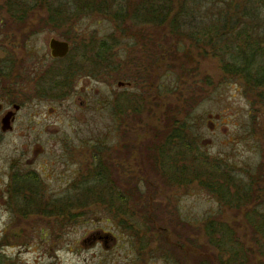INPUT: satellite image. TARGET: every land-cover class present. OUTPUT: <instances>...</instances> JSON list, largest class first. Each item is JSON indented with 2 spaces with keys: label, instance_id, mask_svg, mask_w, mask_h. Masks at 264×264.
<instances>
[{
  "label": "rangeland",
  "instance_id": "obj_1",
  "mask_svg": "<svg viewBox=\"0 0 264 264\" xmlns=\"http://www.w3.org/2000/svg\"><path fill=\"white\" fill-rule=\"evenodd\" d=\"M243 1L197 0L191 5L198 10L199 23L206 24L213 21L205 20L211 17V12L218 13L224 5L234 6ZM249 1L260 6L258 13L263 18L264 0ZM0 16L8 15L0 10ZM41 30L27 44L35 55L49 54V41L53 37L73 44L74 49H87L91 44L97 49L103 40L119 38L122 41L114 43L112 50L113 65L122 61L121 58L135 60L146 55L144 48L129 44L120 32L115 33L113 23L98 15L84 17L63 31L51 26ZM152 30L150 37L155 35L158 38L155 42L171 53L158 63L165 66L155 72L151 95L155 101L153 98L145 104L139 116L130 113L124 117L125 128L121 132L117 128L122 117H117L115 106L118 104L114 103L125 88L118 83L132 81L133 63L108 74L107 86L97 80L76 83L90 110L80 109L79 98H72L69 108L59 110L55 103L48 101L40 104L42 116L38 122L33 121L34 131L24 130L28 118L19 120L15 132H0V264H190L186 263L185 251L176 242H184L189 247L190 261L197 264V259L215 256V250L207 243L205 229L206 220L213 217L234 229V237L249 255L247 264H264V236L255 226L264 217V201L249 203L243 213L232 211L216 201L210 202L205 191L184 193L180 185L154 182L152 178L160 176L156 171H142L143 175H139L135 170L138 163L149 164L147 148L154 143V132H161L160 138L163 137L169 115L181 121L183 115L175 109H181L184 102V118L189 108L191 129L200 134L202 151L212 160H221L224 169L243 184L251 183L254 175H260L262 182H253L251 186L264 200V100L257 98L253 88L230 81L229 75L219 71L213 59L203 63L206 72L198 73L195 80L193 73L184 75V66L192 70L195 64L191 66V61H197L195 47L189 41L183 43L182 38L171 35L169 30ZM67 36L76 42H70ZM158 53L156 50V56ZM187 54L193 59L186 57ZM49 63L48 60L46 66ZM194 82L203 91L192 95ZM82 86L86 87V94L81 93ZM128 89L136 91L133 84ZM154 105L155 111L151 109ZM21 116L25 117V113ZM99 160L103 166L104 161H110L119 167L117 186L131 197L124 216L99 202L89 201V206L80 209L67 207L87 188H94L88 182L93 181L90 178ZM31 172L41 179L42 194L35 190L13 197V176L19 174L24 178ZM118 182H123V186ZM40 197L44 204L41 209L29 203ZM54 200L66 205V213L51 214L50 202ZM73 203L78 205L77 201ZM27 209L33 213L26 214ZM252 210L257 212L253 214ZM212 212L217 215L211 216Z\"/></svg>",
  "mask_w": 264,
  "mask_h": 264
},
{
  "label": "trees",
  "instance_id": "obj_2",
  "mask_svg": "<svg viewBox=\"0 0 264 264\" xmlns=\"http://www.w3.org/2000/svg\"><path fill=\"white\" fill-rule=\"evenodd\" d=\"M0 10L7 13V17H25L31 20L34 19L31 26H51L53 29L62 30L68 25L74 26L77 21H80L84 17L90 15H98L107 19L114 24L115 33L120 32L121 36L128 39L129 44L136 45L138 40L139 28L142 26L149 27L150 25L154 29L169 30L171 35L179 36L184 32V42L189 41L198 55L197 61H191L192 70L187 69L184 66L185 72L193 73L194 80L197 78L198 73L206 72L203 67L205 61H210L215 57L220 58V61H224L227 65L233 67L231 71H228V75H234L237 79H242L249 83V87L253 88L254 92H257V98L264 100V17L258 13L260 6L251 5L249 0H245L242 4L236 5H224L223 11L218 10V13L211 12V17H206L205 20L210 21L206 24L199 23L196 12L198 11L191 3L197 0H2ZM186 2V3H185ZM253 4V3H252ZM215 5V4H214ZM260 5L262 3L260 2ZM209 15V14H207ZM38 21V23L36 22ZM168 29H167V28ZM184 28V31H183ZM70 30V28L68 29ZM163 30V31H164ZM154 31V30H153ZM228 34L229 37H223L221 35ZM69 35V34H68ZM162 35V34H161ZM160 35V36H161ZM236 35V37L234 36ZM70 36V35H69ZM155 37V35H153ZM121 38V37H120ZM157 40L158 38L155 37ZM67 40L72 43L75 40ZM235 40L237 45L234 46H217L209 45L215 41H227ZM122 40L119 38H112L110 40H103L98 48L95 46L87 45L89 50H97L98 55L106 56L108 64V74L118 71L122 68L123 62L126 65L127 62L133 63L137 69L131 71V77L136 81L138 73L147 76L146 84L149 83L148 78H154L155 72L164 68V64H158L162 59L165 60L171 53L168 50H163L162 45L156 42V50L159 51L158 56L155 54V70H149V68L140 69L139 62H134V58L125 59L121 58L116 65H113V47L114 43L118 44ZM205 46V44H207ZM251 44V45H250ZM75 46V45H74ZM118 46V45H117ZM74 49V47H72ZM76 50V48L74 49ZM230 54V55H228ZM188 55V54H187ZM213 55V56H212ZM228 55V56H227ZM190 60L193 59L191 55H188ZM142 58V57H141ZM185 59V58H184ZM146 64L149 63L148 56L144 58ZM165 63V62H164ZM203 68V69H202ZM64 74L66 71L61 70ZM191 75V74H190ZM158 77V76H157ZM66 81H62L61 85L64 87L70 78V73L65 74ZM208 80V78H207ZM140 81H143L142 79ZM148 88V87H147ZM147 88L142 87L140 90L141 97L145 98L151 96ZM193 93H200L203 91L198 85V82H194ZM252 91V90H251ZM139 91L127 90L124 92V112L135 113L138 109V94ZM193 102V101H192ZM143 99L141 100V106H143ZM115 105L118 104L116 101ZM116 111H120L118 105L115 106ZM121 112V111H120ZM170 120L165 123V142L157 149H147V156L150 158L149 164L151 168L143 163H138L137 169H145V173H149L151 170L156 171L160 176H166L174 180L184 179L188 174L191 177H198L202 171L209 176H230V174L223 173L225 171H217L211 169L208 171L203 166V163H207L202 158H197L194 146L195 141L193 137H186L184 134V158L182 153V124L181 121L174 115H169ZM185 120H184V132H185ZM189 151L188 163H186V151ZM196 150H198L196 148ZM145 158V157H144ZM98 168L96 172L90 178L93 181V189H88L81 194V197L77 200L70 201L67 205L69 208L87 207L89 201L93 203H102L103 205L110 206L123 216L127 214V201L130 194L119 191L117 186V180L119 179V167L115 163L104 161V166L101 160L98 161ZM107 164V165H106ZM124 167V166H123ZM125 168V167H124ZM151 169V170H150ZM210 169V168H209ZM133 169L131 168V171ZM135 170H133L135 172ZM188 173V174H187ZM19 178H18V177ZM22 175L15 174L11 185V191L13 197L17 194H25L29 192H37L42 194L41 179L38 178L35 172L27 174L24 178H20ZM121 185V182H118ZM173 185V183L170 182ZM119 185V184H118ZM177 185V184H175ZM122 187V185H121ZM38 189V190H37ZM132 196V195H131ZM136 198V195H133ZM255 195H252L254 200ZM42 197L37 200H30L29 203L36 205L38 209H41ZM78 202V205H74L73 202ZM52 203V215H59L66 213L64 203H59V200L51 201ZM46 205L43 209L47 211ZM33 208V206H32ZM22 211V210H21ZM33 213L27 209L25 212ZM72 217H75L71 215ZM151 219V218H149ZM148 220V218H147ZM260 223V222H259ZM258 223V224H259ZM255 225V224H254ZM257 225V224H256ZM259 226V225H258ZM224 234H222L221 239Z\"/></svg>",
  "mask_w": 264,
  "mask_h": 264
},
{
  "label": "flooded vegetation",
  "instance_id": "obj_3",
  "mask_svg": "<svg viewBox=\"0 0 264 264\" xmlns=\"http://www.w3.org/2000/svg\"><path fill=\"white\" fill-rule=\"evenodd\" d=\"M2 5V4H0ZM34 19L25 18V17H1L0 16V132L7 133V132H15L17 130V123L19 120H27L29 118L28 123L24 130L26 132H30V130L34 131L33 129V121H39L40 116H42V109L40 104L45 102H53L55 103L57 109H66L69 108L68 104L72 100V98H79L81 102V110L83 108L84 111L90 110L89 102L80 95L78 91V86L76 83H90L93 80L100 81L101 84L107 86L108 80V64H107V57L102 55H98L97 50H89V49H76L74 50L73 44L70 45V51L67 56L63 58H54L51 55V50L49 54L46 56L44 55H35L32 53L31 50H28V41L32 40L36 37L37 33L41 32L43 29L41 26H31ZM38 23V21H36ZM37 27L40 29L38 31ZM147 26H142L139 28V37L137 40L136 47L144 48V53L146 55H142L141 57L134 60V62H139L140 69L149 68V70H155L156 68V61H155V54H156V42L155 37H150L149 33L153 29V26H149L147 29L144 28ZM152 30V32H153ZM152 34V33H151ZM223 37H229L228 34L221 35ZM236 37V35H234ZM178 38L183 39L184 43V32L177 36ZM52 39L60 40L55 37ZM49 41V45H50ZM64 41V40H60ZM67 42V41H65ZM238 43L235 40L231 41H215L214 43H209V45H217V46H234ZM78 45V44H74ZM205 44V46H207ZM251 45V44H250ZM27 46V48H26ZM50 48V47H49ZM164 45H162V49H164ZM75 52V55H73ZM230 55V54H228ZM227 55V56H228ZM148 56L149 63L146 64L144 62V58ZM213 56V55H212ZM49 58V59H48ZM50 61L49 64L46 63ZM213 63L217 64V68L223 74L228 75V71H231L233 67L224 63V61H220V58L215 57L213 59ZM123 62L122 67L125 66ZM129 63V62H127ZM165 64H170L169 62H165ZM65 70L66 72L63 74L61 70ZM135 69L137 71L138 68ZM228 69V71H227ZM68 72L70 73V78L67 84L62 87V81H66L68 78H65V74ZM137 80L135 81L132 78L130 82H122L124 83L123 86L125 87L122 90L115 100L118 102L119 111L117 113V117L121 118L122 120L118 119L119 124L117 131L121 132V129L125 128L123 118H127V114L124 112V92L129 90L128 88L133 87L136 91H139L138 94V109L137 112L139 116V112L141 109H144V105L147 103L152 102L151 99L154 97L149 96L145 98L144 96L141 97L142 87L147 88L150 95L153 94V89L155 87V80L154 78H148L149 83L146 84L147 76L141 75L138 73V76L135 77ZM229 80L235 81L243 84L245 87H249V83L242 79H237L234 75L229 74ZM143 81H140V80ZM120 83V82H119ZM118 83V84H119ZM247 89V88H246ZM86 87L82 86L81 93L86 94ZM143 99V106H141V100ZM107 98L104 100V102ZM115 101V102H116ZM155 101V98H154ZM75 104V103H74ZM107 105V104H105ZM183 107L181 109L176 108V112H181L183 117L181 119L182 128V153L184 158V134L186 137H193L195 141V152L197 153V158H202L206 160L207 163H203L208 171L211 169L216 170V174L219 175L217 171H225L223 173L230 174V176H209L204 172H200L198 177H191L186 176L184 179L181 180H174L166 176H159L156 179L152 180L159 181L163 184H177L180 185L184 189V193L190 190H202L208 194L209 201H216L220 203L222 206L226 207L228 210L232 211H240L243 213V209L248 206L249 203L256 202L257 204H262L264 200H261L259 197V193H255L252 190V185L254 183H258L259 180L262 182L260 175H254L252 177V182L243 184L240 179L236 176L232 175L229 170L224 169V164L221 160L210 158L209 155L205 154L200 147V134L195 132V130L191 129L190 125V115L191 111L188 109L185 111V118H184V102H182ZM64 107V108H63ZM153 108V109H152ZM156 106H152L151 109L155 111ZM53 110V109H52ZM25 113V117L21 116ZM130 114V113H129ZM178 118V117H177ZM184 120H185V132H184ZM127 124V123H126ZM127 128H130V124L126 125ZM140 125H137L139 128ZM5 128V129H4ZM103 132H107V129H104ZM166 133H164L163 137H161V132H154V143L150 146L151 149L159 148L160 144L165 142ZM161 144V145H162ZM196 148L198 150H196ZM148 149V148H147ZM186 163L189 164V151H186ZM148 168H151V165H147ZM210 168V169H209ZM261 169L262 166H261ZM151 170V169H150ZM145 169H137V173L139 175H143ZM140 180H144L146 183L151 184V180H147L145 178H138ZM254 182V183H253ZM123 182L121 185L123 186ZM254 197V200L252 198ZM258 195V196H257ZM258 200V201H256ZM256 204V205H257ZM176 211H179L175 208ZM249 212V211H247ZM256 210H252V213H256ZM211 216H216L217 213L212 212ZM246 216H249V213H245ZM263 217V215H262ZM259 225V226H258ZM258 233L264 236V217L261 218L259 224L255 225ZM205 229L207 235V243L212 249L215 250V256L211 257H203L202 259H197V264H247L250 261L249 255L245 254L246 250L243 252V245L240 241H238L234 237V229L231 228L229 224H226L215 217L211 219H207L205 222ZM222 234H224L223 238ZM168 241V239H167ZM178 248L185 253L184 257L187 261L192 264L194 261H190V255L188 248L184 246V242H176L175 243ZM250 253H252L250 251Z\"/></svg>",
  "mask_w": 264,
  "mask_h": 264
},
{
  "label": "water",
  "instance_id": "obj_4",
  "mask_svg": "<svg viewBox=\"0 0 264 264\" xmlns=\"http://www.w3.org/2000/svg\"><path fill=\"white\" fill-rule=\"evenodd\" d=\"M51 55L54 58H63L68 55L70 51V45L68 42L52 39L50 41ZM124 83L120 82L118 86H123ZM5 129V128H4Z\"/></svg>",
  "mask_w": 264,
  "mask_h": 264
}]
</instances>
